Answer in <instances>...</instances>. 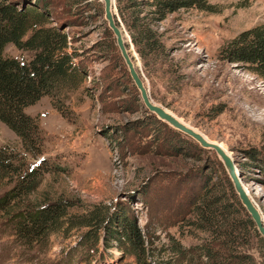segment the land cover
<instances>
[{"label": "rangeland", "instance_id": "rangeland-1", "mask_svg": "<svg viewBox=\"0 0 264 264\" xmlns=\"http://www.w3.org/2000/svg\"><path fill=\"white\" fill-rule=\"evenodd\" d=\"M82 11H76L80 24L65 30L80 50L86 78L78 88H64L62 97L44 95L24 108L38 120L36 136L41 142L34 152L27 151L17 133L0 120V150L14 165L8 174L0 168V196L27 171L36 168L40 174L31 195H21L0 210V264L134 262L116 241L108 245L107 231L102 230L96 246L90 247L83 237L89 228L67 221L45 240L24 244L11 217L14 212L61 196L71 201L73 217L102 204L120 222L124 216L135 218L151 235L150 264H185L173 255L172 237L190 246L205 236L186 224L184 211L189 195L199 188L201 171L208 166L209 172L217 169L221 159L214 150H199L184 133L174 142L167 128L151 122L150 112L136 103L119 60L106 45L104 14L101 18L90 10L91 18ZM117 13L153 100L221 143L236 164L246 162L238 168L264 217V172L255 164L259 161L246 156L255 152L264 158V77L222 53L241 31L264 23V0H196L155 22L166 49L145 60ZM5 52L26 61L34 55L12 43ZM261 245L253 242L249 249L258 264L264 262L262 239Z\"/></svg>", "mask_w": 264, "mask_h": 264}, {"label": "trees", "instance_id": "trees-1", "mask_svg": "<svg viewBox=\"0 0 264 264\" xmlns=\"http://www.w3.org/2000/svg\"><path fill=\"white\" fill-rule=\"evenodd\" d=\"M195 2L116 0L121 21L144 60L151 54L160 56L166 49L159 31L153 27L155 22L166 19L179 9L193 6ZM79 9H83L85 17L92 18L93 14L89 11L94 10L95 16L99 14L103 18L101 0H0V120L17 133L29 152L33 153L41 140L36 136L39 129L37 118L26 114L24 108L44 95L62 97L64 88H78L86 78L87 70L78 60L80 50L74 47V37L65 30L80 24L76 16ZM104 31L106 45L119 60L136 103L148 112L106 23ZM10 43L21 50L34 52V55L27 61L7 55L5 48ZM222 53L227 60L240 62L264 77V23L241 31L223 46ZM149 116L151 122L170 131L174 142L182 140L183 133L154 113H149ZM190 142L199 150L210 151L192 139ZM246 156L259 161L255 164H259L264 172L263 157L255 152ZM9 158L5 151L0 150L3 173L14 170ZM218 164L219 167H213L210 172L209 166L202 169L199 188L189 195L187 211H184L186 224L205 236L198 237L199 241L190 246L172 237L173 255H178L177 259L185 264H258L249 249L253 242H258L261 247V238L220 160ZM244 164L246 162L243 161L237 163L240 169ZM39 178L36 168L27 171L25 178L19 179L9 192L0 196V210H5L15 199L22 198L21 195H31L39 186ZM71 206V201L61 196L45 205L18 207L17 214L14 212L11 216L18 237L31 246L45 240L67 221L74 227L89 228L83 237L90 247L96 246L94 241L99 240L98 234L105 230L108 245L113 246L116 241L119 248L135 258L134 262L127 264H150L151 235L143 232L135 218L124 216L120 222L119 216H113L110 207L102 204H95L90 212L73 217Z\"/></svg>", "mask_w": 264, "mask_h": 264}, {"label": "water", "instance_id": "water-1", "mask_svg": "<svg viewBox=\"0 0 264 264\" xmlns=\"http://www.w3.org/2000/svg\"><path fill=\"white\" fill-rule=\"evenodd\" d=\"M101 1L103 2L105 22L115 37L120 54L128 68L133 83L140 93V97L146 109H148L150 113H154L160 120L194 139L201 147L214 150L217 153L233 182V188L241 204L248 212L262 239L264 248V217L243 185L242 174L239 171L235 158L229 153V150H226L219 142L208 139L202 132L182 122L176 115L170 112L168 108L153 100L142 74L138 70L130 53L124 34V28L116 17V15H118L116 0Z\"/></svg>", "mask_w": 264, "mask_h": 264}, {"label": "bare ground", "instance_id": "bare-ground-1", "mask_svg": "<svg viewBox=\"0 0 264 264\" xmlns=\"http://www.w3.org/2000/svg\"><path fill=\"white\" fill-rule=\"evenodd\" d=\"M135 62V61H134ZM136 64V63H135ZM169 110V109H168ZM170 112H172L174 115H176L182 122H185L183 119H181L177 114H175L173 111H171V110H169ZM186 124H187V122H185ZM192 127H194V126H192ZM195 129H196V127H194ZM196 130H198V129H196ZM198 131H200V130H198ZM200 132H202V131H200ZM203 133V132H202ZM204 134V133H203ZM208 138V137H207ZM208 139H210V138H208ZM211 140V139H210ZM221 144V143H220ZM226 149V148H225ZM227 150V149H226ZM229 153L231 154V151L229 150ZM243 185H244V182H243ZM244 187H245V189L247 190V188H246V186L244 185ZM247 192L249 193V191L247 190Z\"/></svg>", "mask_w": 264, "mask_h": 264}]
</instances>
